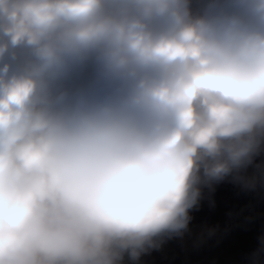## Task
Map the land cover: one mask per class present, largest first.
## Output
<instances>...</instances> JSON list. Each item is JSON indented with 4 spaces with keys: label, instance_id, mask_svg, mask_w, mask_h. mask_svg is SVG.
I'll list each match as a JSON object with an SVG mask.
<instances>
[{
    "label": "clouds",
    "instance_id": "obj_1",
    "mask_svg": "<svg viewBox=\"0 0 264 264\" xmlns=\"http://www.w3.org/2000/svg\"><path fill=\"white\" fill-rule=\"evenodd\" d=\"M228 179L264 183V0H0V264H136Z\"/></svg>",
    "mask_w": 264,
    "mask_h": 264
},
{
    "label": "rangeland",
    "instance_id": "obj_2",
    "mask_svg": "<svg viewBox=\"0 0 264 264\" xmlns=\"http://www.w3.org/2000/svg\"><path fill=\"white\" fill-rule=\"evenodd\" d=\"M188 230L182 236L165 238L160 248L143 254L136 264H264L261 219L255 188L245 189L230 179L203 189ZM125 264L132 262L125 260Z\"/></svg>",
    "mask_w": 264,
    "mask_h": 264
},
{
    "label": "trees",
    "instance_id": "obj_3",
    "mask_svg": "<svg viewBox=\"0 0 264 264\" xmlns=\"http://www.w3.org/2000/svg\"><path fill=\"white\" fill-rule=\"evenodd\" d=\"M256 195L258 197L259 205L264 207V183H258L255 187ZM260 232H261V242L264 240V217L261 219V226H260ZM264 257V252H263Z\"/></svg>",
    "mask_w": 264,
    "mask_h": 264
}]
</instances>
